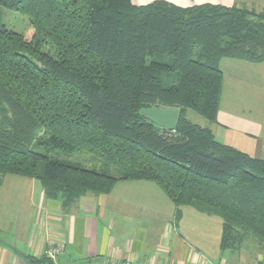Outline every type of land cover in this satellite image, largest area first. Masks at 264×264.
I'll use <instances>...</instances> for the list:
<instances>
[{
  "label": "trees",
  "instance_id": "trees-1",
  "mask_svg": "<svg viewBox=\"0 0 264 264\" xmlns=\"http://www.w3.org/2000/svg\"><path fill=\"white\" fill-rule=\"evenodd\" d=\"M28 18L0 23V183L30 177L69 207L120 180L156 184L176 207L222 219L220 248L264 249V159L216 139L222 58L264 61V14L167 0H0ZM49 45L52 52L45 49ZM142 107L177 108L167 130ZM85 152L86 168L53 154ZM53 153V154H52Z\"/></svg>",
  "mask_w": 264,
  "mask_h": 264
},
{
  "label": "crops",
  "instance_id": "crops-1",
  "mask_svg": "<svg viewBox=\"0 0 264 264\" xmlns=\"http://www.w3.org/2000/svg\"><path fill=\"white\" fill-rule=\"evenodd\" d=\"M144 4L153 0H132ZM177 5H235L264 14L247 0H167ZM256 6V5H254ZM214 137L264 159V61L222 58ZM176 207L153 182L120 180L107 194L88 192L69 207L44 196L30 177L6 174L0 183V264H103L128 258L141 264H261L245 247L221 249L222 219ZM61 250L52 258L45 252Z\"/></svg>",
  "mask_w": 264,
  "mask_h": 264
},
{
  "label": "rangeland",
  "instance_id": "rangeland-1",
  "mask_svg": "<svg viewBox=\"0 0 264 264\" xmlns=\"http://www.w3.org/2000/svg\"><path fill=\"white\" fill-rule=\"evenodd\" d=\"M248 7H257V5H264V0H247ZM256 5V6H254ZM0 23L3 24L7 29L13 30L18 33H23L27 27L28 18L26 15L15 11L10 10L5 7L0 6ZM45 49L49 52H52L49 45L45 46ZM186 116L194 123H203L204 118L192 110H187ZM53 154V153H52ZM59 158L69 160L72 163H78L86 168H95L99 164L93 159L92 156L85 152H76L70 156L64 154H53ZM246 246L247 251L255 257L257 254H260L261 264H264V249L259 248L256 241L246 240L243 244Z\"/></svg>",
  "mask_w": 264,
  "mask_h": 264
},
{
  "label": "water",
  "instance_id": "water-1",
  "mask_svg": "<svg viewBox=\"0 0 264 264\" xmlns=\"http://www.w3.org/2000/svg\"><path fill=\"white\" fill-rule=\"evenodd\" d=\"M139 114L161 128L173 130L179 110L177 108L142 107L139 109Z\"/></svg>",
  "mask_w": 264,
  "mask_h": 264
},
{
  "label": "built area",
  "instance_id": "built-area-1",
  "mask_svg": "<svg viewBox=\"0 0 264 264\" xmlns=\"http://www.w3.org/2000/svg\"><path fill=\"white\" fill-rule=\"evenodd\" d=\"M61 250V246H56L52 249L47 250L45 256L54 257ZM103 264H141L138 261H134L128 258L123 259H108Z\"/></svg>",
  "mask_w": 264,
  "mask_h": 264
}]
</instances>
